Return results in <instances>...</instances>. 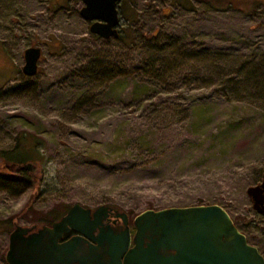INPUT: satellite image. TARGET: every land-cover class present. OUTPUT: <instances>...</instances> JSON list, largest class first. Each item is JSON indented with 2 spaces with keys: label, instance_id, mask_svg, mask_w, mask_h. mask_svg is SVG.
<instances>
[{
  "label": "rangeland",
  "instance_id": "rangeland-1",
  "mask_svg": "<svg viewBox=\"0 0 264 264\" xmlns=\"http://www.w3.org/2000/svg\"><path fill=\"white\" fill-rule=\"evenodd\" d=\"M82 4L0 0V161L22 132L42 155L31 164L39 189L0 170V264L15 224L37 228L74 202L130 221L146 208L216 203L264 256V217L246 193L264 170L262 6L119 0V35L103 38ZM31 45L41 53L27 75Z\"/></svg>",
  "mask_w": 264,
  "mask_h": 264
},
{
  "label": "water",
  "instance_id": "water-1",
  "mask_svg": "<svg viewBox=\"0 0 264 264\" xmlns=\"http://www.w3.org/2000/svg\"><path fill=\"white\" fill-rule=\"evenodd\" d=\"M81 1L79 13L90 21L91 33L119 34V0ZM40 53L39 46L24 49L25 74L37 71ZM111 214L121 223H110ZM5 259L8 264H264L258 248L216 203L146 208L130 221L126 211L108 204L91 209L74 202L50 224H15Z\"/></svg>",
  "mask_w": 264,
  "mask_h": 264
},
{
  "label": "trees",
  "instance_id": "trees-1",
  "mask_svg": "<svg viewBox=\"0 0 264 264\" xmlns=\"http://www.w3.org/2000/svg\"><path fill=\"white\" fill-rule=\"evenodd\" d=\"M177 4L185 8H190L193 0H174ZM208 3L211 7L217 9H227L229 7H238L242 10L249 11L259 4L264 9V0H196ZM119 35V34H118ZM117 35V36H118ZM39 141L31 133L22 132L18 135L15 145L7 150L1 152L2 160L0 161V170H20L33 179L34 185L39 189L40 174L32 171L31 164H39L42 159L40 150L38 148ZM34 189V190H37ZM32 201V200H31ZM30 204V200L29 203ZM113 207V206H112ZM116 208V207H114ZM66 206L58 205L46 211L45 219L47 224L58 219L66 211ZM64 211V212H63ZM129 216V213H127ZM134 217V215H133ZM132 217V218H133ZM234 221V220H233ZM234 223H236L234 221ZM67 236V235H65Z\"/></svg>",
  "mask_w": 264,
  "mask_h": 264
},
{
  "label": "flooded vegetation",
  "instance_id": "flooded-vegetation-1",
  "mask_svg": "<svg viewBox=\"0 0 264 264\" xmlns=\"http://www.w3.org/2000/svg\"><path fill=\"white\" fill-rule=\"evenodd\" d=\"M248 186H255V189H252L250 192H247L248 198H249V202L251 205V209L258 215L264 217V170L260 173L258 178H255L251 184H249ZM247 186V187H248ZM111 220L109 221L110 223L114 224V225H118L121 223L120 218H115L112 214L110 215ZM254 220H250L249 224L252 225ZM235 225L237 226V224L235 223ZM238 227V226H237ZM239 228V227H238ZM240 230V229H239ZM241 231V230H240ZM75 231L71 230L68 233L63 235V238H67L68 236H70L71 234H73ZM244 233V232H243ZM67 235V236H65ZM246 240L248 243L253 244L248 238V233L245 234ZM255 245V244H253ZM257 248L258 246L255 245ZM259 252L262 254L261 250L258 248ZM263 255V254H262ZM264 257V256H263Z\"/></svg>",
  "mask_w": 264,
  "mask_h": 264
},
{
  "label": "crops",
  "instance_id": "crops-1",
  "mask_svg": "<svg viewBox=\"0 0 264 264\" xmlns=\"http://www.w3.org/2000/svg\"><path fill=\"white\" fill-rule=\"evenodd\" d=\"M3 49H4V48H3ZM1 51H2L3 54H5L4 50L1 49ZM3 56H4V55H3ZM4 57H5V56H4ZM9 68H10V67H9Z\"/></svg>",
  "mask_w": 264,
  "mask_h": 264
}]
</instances>
